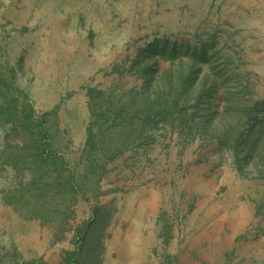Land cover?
Returning a JSON list of instances; mask_svg holds the SVG:
<instances>
[{
	"label": "rangeland",
	"instance_id": "rangeland-1",
	"mask_svg": "<svg viewBox=\"0 0 264 264\" xmlns=\"http://www.w3.org/2000/svg\"><path fill=\"white\" fill-rule=\"evenodd\" d=\"M191 60L206 85L149 121ZM73 250L264 264V0H0V264Z\"/></svg>",
	"mask_w": 264,
	"mask_h": 264
},
{
	"label": "trees",
	"instance_id": "trees-1",
	"mask_svg": "<svg viewBox=\"0 0 264 264\" xmlns=\"http://www.w3.org/2000/svg\"><path fill=\"white\" fill-rule=\"evenodd\" d=\"M196 61L195 60H191L188 63V66L186 65L185 67H180L179 70L175 73V75L173 74V69L167 68L166 70H164L160 76L157 78L155 85L153 86V88L151 89L150 93L151 95L155 98V101H153V103L160 104L156 107H154L155 112L153 117H150V113L145 112L142 114V119L143 121L149 119V121H155V120H162L164 121V111L166 112V110L169 108V101L171 98V95L173 94L174 90H176L178 88V86H180L179 88L181 90H183L182 92H179L176 94V98L177 100L180 99L181 94H186L188 95V90L190 88H193L194 86L196 87H202L204 85H206V81L208 80L209 74L205 73L203 75L202 78H200L198 80L197 85L196 84V79L195 77L198 76V74H194L197 73L195 72L197 67L195 66ZM174 75V76H173ZM176 79L178 80V82H176ZM211 82L210 85L215 83L216 78L212 77L210 78ZM171 89V91L169 90ZM95 88H92L89 90V92H87L88 95V100L89 103H92V100H94L93 97V93H94ZM109 107V108H108ZM107 108H103L101 110V115L102 116H106V114H109L110 112H115L116 110L114 107L112 106H108ZM114 108V109H113ZM121 108V105H120ZM226 111H230V108L228 107V105H225V111L223 112V115H229ZM141 117V116H140ZM167 118V117H166ZM165 118V119H166ZM141 119V118H140ZM164 124V123H163ZM183 124H189V122H185ZM143 125V122H142ZM190 126V125H189ZM188 126V127H189ZM162 127H165L164 125H162ZM167 127V126H166ZM104 130L106 128H103ZM87 130L89 131V136L87 138V147H89V149H93L94 147V143L91 141V131L92 128L89 125ZM47 133L44 131V128L40 127L39 129V135L42 136L43 139V148H42V154L44 155V158H48L50 156V152H49V143L47 141ZM90 151V150H89ZM77 251L73 250V251H67V253L65 254V259L68 262V264H77L78 259H77Z\"/></svg>",
	"mask_w": 264,
	"mask_h": 264
}]
</instances>
